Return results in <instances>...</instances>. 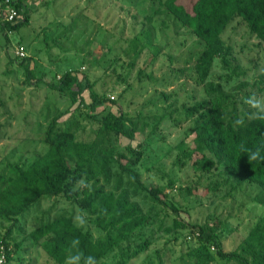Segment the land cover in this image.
<instances>
[{"label":"rangeland","instance_id":"1","mask_svg":"<svg viewBox=\"0 0 264 264\" xmlns=\"http://www.w3.org/2000/svg\"><path fill=\"white\" fill-rule=\"evenodd\" d=\"M23 1L30 9V21L9 31V41L0 9V171L7 162L24 166L42 154L47 148L42 133L55 114L70 109L73 114L60 120L62 128L78 120L77 134L84 139L96 137L119 148L131 144L141 151L142 158L135 167L146 183L169 193L180 217L189 225H217L220 246L232 250L264 214V190L256 183H239L222 165L204 175L196 164L203 157L200 151L179 160L182 144L194 147V134L189 129L198 114L190 116L187 107L208 99L206 85L197 81L195 68L204 43L168 14L158 0ZM224 38L240 68L229 79L226 75L230 71L216 61L208 80L221 83L234 95L243 116L249 111L244 99L253 92L264 94V44L240 19L229 25ZM19 45H24L31 57L33 83L25 81L24 68L10 59L17 56ZM70 69L77 70L99 94L118 101L102 105L95 115L107 108L127 112L137 122L134 139L112 133L96 136L99 123L89 117L94 112L80 102L71 105L65 93L47 83L57 82ZM83 97L86 103L92 100L88 89ZM126 123L132 125L129 120ZM211 173L221 177L220 181L229 176V181L218 192L205 196L182 193L181 186L203 182ZM232 181L238 182L237 186L224 196ZM62 211L73 218L81 214L80 207L64 197L44 196L19 217L20 224L29 230L39 218L54 217ZM174 216L171 207L163 206L158 220L132 237V249L142 244L146 248L127 264H197L188 255L190 246L197 242V238H186L191 226L180 233L168 230ZM85 228L97 231L88 219ZM0 231H5L1 221ZM14 235L23 240L22 234ZM119 257L120 250L104 262L111 264ZM8 264L54 261L40 246L26 240Z\"/></svg>","mask_w":264,"mask_h":264},{"label":"trees","instance_id":"2","mask_svg":"<svg viewBox=\"0 0 264 264\" xmlns=\"http://www.w3.org/2000/svg\"><path fill=\"white\" fill-rule=\"evenodd\" d=\"M158 1L182 27L204 43L195 68L197 81L206 85L208 99L187 107L190 116L198 114L189 129L194 134V147L189 149L182 144L183 156L179 160L189 159L194 151H200L203 157L196 164L205 172L204 175L211 172L213 167L222 165L229 176H235L239 183H256L264 190V161L249 164L246 156L237 150L241 142L253 150L261 147L264 122L246 121L245 126L234 128L233 121L246 114L240 115L236 98L221 83L208 80L216 61L230 71L226 75L229 79L240 68L238 63H234L232 46L224 38L226 29L235 20L244 22L250 34L264 44V0ZM9 4L15 5L23 16L14 21L4 19L3 32L7 41L8 32L28 23L31 14L23 0H10ZM0 6L1 9L6 3ZM10 59L18 61L24 68L25 81L33 83L31 57L26 55L18 59L17 56H10ZM47 83L65 93L71 105L80 102L94 112L89 117L99 123L96 136L112 133L135 138L137 122L122 109L119 112L102 109L99 116L95 115L102 105L109 101L117 104L118 101L99 94L94 85L84 82L77 70H67L57 82ZM86 89L90 92V103H86L83 97ZM70 112V109H65L52 117L42 133V140L47 146L42 154L24 166L7 162L0 171V221L5 230L0 231V249L4 248L6 264L12 261L14 253L26 240L40 246L54 264H64L65 250L73 238L80 240V248L85 254L96 256L102 264H105L106 257L118 250L120 257L111 264H127L131 257L146 248L142 244L140 248L132 249V237L158 220L163 206L171 207L175 213L169 231L180 233L191 226L186 238H197V242L190 246L188 255L197 264L214 261H219V264H264V214L259 216L232 250H224L218 240L217 225H189L180 217L179 208L169 193L146 183L135 167L142 158L141 151L131 144L119 148L105 144L96 137L84 139L77 134L78 120H72L62 128L60 120ZM127 120L131 121V126L127 125ZM229 176L220 181L221 177L215 178V174L211 173L203 182L197 180L180 189L186 196H205L218 192L229 181ZM82 178L91 183V190L75 189L76 182ZM169 182L173 185V177ZM238 182L232 181L226 187L224 196ZM44 196H61L78 205L81 214L88 216L97 234L91 228L78 227L73 216L66 211L54 217L39 218L36 226L27 230L25 225L20 224L19 217ZM15 232L22 234L23 240L18 241Z\"/></svg>","mask_w":264,"mask_h":264},{"label":"clouds","instance_id":"3","mask_svg":"<svg viewBox=\"0 0 264 264\" xmlns=\"http://www.w3.org/2000/svg\"><path fill=\"white\" fill-rule=\"evenodd\" d=\"M244 103L248 106L249 111L246 116L237 117L233 121V127H243L246 121H262L264 122V94L251 93L244 99ZM264 141H261V147H257L255 150L248 148L244 142H241L237 146V150L240 154L246 156L247 162L252 164L257 161H264ZM91 190V183L85 179H80L76 182L75 189L82 191L84 189ZM74 222L78 227L84 228L87 223L86 215L79 214L74 218ZM80 240L73 238L68 247L66 248V257L64 264H102L100 260L94 255L85 254L80 248ZM0 264H6V257L0 255Z\"/></svg>","mask_w":264,"mask_h":264},{"label":"built area","instance_id":"4","mask_svg":"<svg viewBox=\"0 0 264 264\" xmlns=\"http://www.w3.org/2000/svg\"><path fill=\"white\" fill-rule=\"evenodd\" d=\"M10 0H0V4L1 3H6V6H4L3 8H1L3 14H4V18L9 20V21H14L17 19H21L22 18V13H20L15 5L9 4ZM17 56L19 58L21 57H25L27 55L26 49L23 45H19L17 48V52H16ZM0 255H4L5 256V252H4V248L1 247L0 249Z\"/></svg>","mask_w":264,"mask_h":264}]
</instances>
